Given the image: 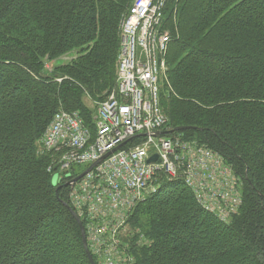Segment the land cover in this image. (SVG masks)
I'll return each instance as SVG.
<instances>
[{"label":"trees","instance_id":"1","mask_svg":"<svg viewBox=\"0 0 264 264\" xmlns=\"http://www.w3.org/2000/svg\"><path fill=\"white\" fill-rule=\"evenodd\" d=\"M132 2L0 0V264H91L69 187L53 184L55 157L39 141L60 108L89 121L84 97L114 88ZM170 4V131L187 127L178 132L221 153L243 204L224 223L186 184L167 182L131 216H147L132 223L144 233L132 252L137 264H264V0Z\"/></svg>","mask_w":264,"mask_h":264},{"label":"built area","instance_id":"2","mask_svg":"<svg viewBox=\"0 0 264 264\" xmlns=\"http://www.w3.org/2000/svg\"><path fill=\"white\" fill-rule=\"evenodd\" d=\"M170 3L133 0L121 25L117 79L109 96L89 121L80 110L60 108L40 140L55 157L48 171L69 187L99 264H136L122 233L136 207L167 182L186 184L200 207L224 223L243 204L241 177L223 155L182 133L156 135L170 129L161 103L163 85L174 90L166 62L174 40L166 25ZM153 155L157 160L149 162ZM79 165L84 169L74 172Z\"/></svg>","mask_w":264,"mask_h":264},{"label":"rangeland","instance_id":"3","mask_svg":"<svg viewBox=\"0 0 264 264\" xmlns=\"http://www.w3.org/2000/svg\"><path fill=\"white\" fill-rule=\"evenodd\" d=\"M168 30H170V29H168ZM75 56H77L76 50L74 52L66 53V54L58 57L55 61L50 62L49 63L50 68L52 69L53 66L68 63ZM111 90L112 89H110V91H108V90L106 91L105 90V91H103V93L100 92V93L96 94V96H95L96 98H93V99L92 98H88V97H84V102H85L86 106L89 109H91V111H94L95 108L97 107V103L99 101L105 100L109 96ZM163 92H164V90L162 91V93ZM162 93H161V102H163L162 101L163 100ZM162 108H163L164 112L166 113V111H165V109L163 107V104H162ZM166 115H167V113H166ZM83 169H84V166L83 165H79V166L75 167L74 172H78V171L83 170ZM145 204L142 205L143 208H144ZM144 219L147 220V216L144 217L142 214L136 213V215L131 219V222L127 224L126 230L122 233V236L125 238V240H127L129 242L130 245H133V243H136L137 240L142 241L141 239L144 237V233L141 231L140 227L132 226L133 225L132 223H134L133 221H137L139 223H143Z\"/></svg>","mask_w":264,"mask_h":264},{"label":"water","instance_id":"4","mask_svg":"<svg viewBox=\"0 0 264 264\" xmlns=\"http://www.w3.org/2000/svg\"><path fill=\"white\" fill-rule=\"evenodd\" d=\"M186 128H187V127L182 126V127H178V128H176L175 130H183V129H186ZM166 133H168V131H160V132H156V134H166ZM157 157H158L157 155H154V156H152V157L149 159V161H154V160L157 159ZM84 174H85V173L80 174L78 177H76L75 179H73L72 182H75L77 179H79V178H81L82 176H84ZM52 182H53L54 185L57 184V182H58V176H57V174H54V175H53V177H52ZM67 205H68V207L71 209V211L73 212L74 216L76 217V219L78 220V222H79L80 225H81L82 234H83L84 247H85V249H86V251H87V254H88V256H89V259H90V261H91V264H96V262H95V260H94V257L92 256V254H91V252H90V250H89V248H88V244H87V239H86V234H85V227H84V224L82 223L80 217L77 215V213L75 212V210L71 207V205H70V204H67Z\"/></svg>","mask_w":264,"mask_h":264}]
</instances>
